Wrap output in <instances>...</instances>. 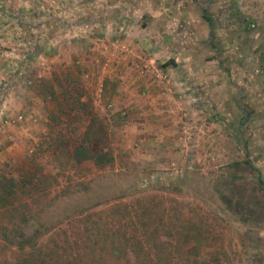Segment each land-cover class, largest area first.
<instances>
[{
  "label": "rangeland",
  "instance_id": "374dc122",
  "mask_svg": "<svg viewBox=\"0 0 264 264\" xmlns=\"http://www.w3.org/2000/svg\"><path fill=\"white\" fill-rule=\"evenodd\" d=\"M41 1L12 17L30 44L0 112V264L21 231L72 264H126L142 235L173 263L264 264V0ZM94 137L109 162L76 164Z\"/></svg>",
  "mask_w": 264,
  "mask_h": 264
},
{
  "label": "trees",
  "instance_id": "16d2710c",
  "mask_svg": "<svg viewBox=\"0 0 264 264\" xmlns=\"http://www.w3.org/2000/svg\"><path fill=\"white\" fill-rule=\"evenodd\" d=\"M89 134H91V132ZM94 140L95 137L94 139H85L79 143L78 147H74L75 152H79L83 155L81 162L76 164L85 162L96 166L101 163L106 164L109 162V157L106 158V154L104 152L102 153V150L99 153L96 151V145L99 142V139L96 141ZM94 152L99 155H96ZM30 179L33 178L31 177ZM27 183H29L30 187L31 181H28ZM33 193L36 194L37 192L28 189V198H38V194L35 195ZM48 194L49 192L44 189L40 194V198H43ZM9 207L12 208L13 204H9ZM0 209H2V207ZM142 227L144 229L146 228L145 226ZM144 236L142 235L135 240L134 246L132 247V253L130 252L131 250L123 251V256H127V254L131 256L129 260L126 259V264H182L173 263V257L169 253L167 247V241L164 239V241H162V239L159 238H150L146 235ZM3 240L8 245L7 248L9 250H13L15 253H20L18 259H14L12 264H72L66 263L67 261L64 260L65 249H62L61 251L57 248H55V250H47L49 248L47 247L49 244L45 243L41 237H37L35 235L27 236L23 231H21V235H19V237L11 236ZM90 249H92L91 246ZM48 251H51V253ZM103 253L104 256L108 258L110 255L118 256L120 254V250L117 248L115 241L111 239V242L108 243V247L103 250ZM101 254L96 253L95 251H81L76 253L75 258H73L72 261L75 259L74 264H77V262L78 264H108L106 259ZM120 258L121 257H119V259ZM192 262V264H196L198 261L193 260Z\"/></svg>",
  "mask_w": 264,
  "mask_h": 264
},
{
  "label": "crops",
  "instance_id": "0c3cea01",
  "mask_svg": "<svg viewBox=\"0 0 264 264\" xmlns=\"http://www.w3.org/2000/svg\"><path fill=\"white\" fill-rule=\"evenodd\" d=\"M34 1L35 0H0V85L5 86H0V112L4 114L18 108L19 101L16 102V105L15 103L11 105L9 100L13 86L10 75L16 74L17 71L20 73L19 63L21 62V53L23 49L30 44L24 33L25 27L20 24H14L12 22V17L18 13L27 14L26 12L28 11L26 7L34 5ZM39 1L42 2L41 0ZM50 11V14L55 13L54 9ZM20 48L22 49L20 50ZM4 80L6 82H3ZM17 81L16 87L21 83V79L17 77ZM13 93L14 92H12V99L17 101V99L13 98ZM160 98L162 97L154 98V101Z\"/></svg>",
  "mask_w": 264,
  "mask_h": 264
}]
</instances>
